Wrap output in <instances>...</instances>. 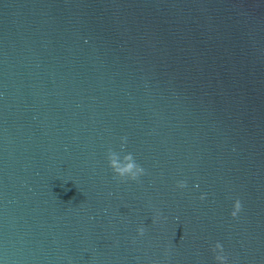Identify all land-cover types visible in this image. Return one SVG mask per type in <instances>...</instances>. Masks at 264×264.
Listing matches in <instances>:
<instances>
[{"label": "water", "instance_id": "water-1", "mask_svg": "<svg viewBox=\"0 0 264 264\" xmlns=\"http://www.w3.org/2000/svg\"><path fill=\"white\" fill-rule=\"evenodd\" d=\"M216 242L264 264V0H0V264H218Z\"/></svg>", "mask_w": 264, "mask_h": 264}, {"label": "clouds", "instance_id": "clouds-1", "mask_svg": "<svg viewBox=\"0 0 264 264\" xmlns=\"http://www.w3.org/2000/svg\"><path fill=\"white\" fill-rule=\"evenodd\" d=\"M122 141L124 143L127 142V137H123ZM109 159V165L112 168L113 172L121 178L122 180H132L137 181L140 176L145 174V169L140 166L133 154L128 153L124 155L123 159H121L120 155L114 151H109L108 155ZM177 187L180 189L187 188V182L186 181H178ZM207 194H202L200 196L201 200L206 199ZM243 205L239 199H237L234 203V209L231 212V216L233 218H237L239 213L242 211ZM162 217V214L160 212H157V215L155 217V221H159ZM166 219V217H164ZM154 221V222H155ZM139 235L143 236L145 234V228L140 227L138 229ZM213 252L216 253L215 259L218 262V264H228V256L224 254V247L220 242H216V244L213 247Z\"/></svg>", "mask_w": 264, "mask_h": 264}]
</instances>
